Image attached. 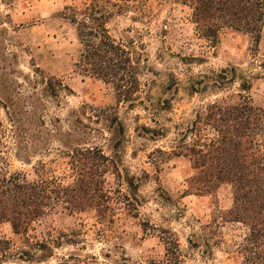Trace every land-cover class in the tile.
<instances>
[{
    "label": "rangeland",
    "instance_id": "1",
    "mask_svg": "<svg viewBox=\"0 0 264 264\" xmlns=\"http://www.w3.org/2000/svg\"><path fill=\"white\" fill-rule=\"evenodd\" d=\"M65 6L84 10L83 0H0V179L20 172L29 183L68 186L76 175L74 148H98L107 159L88 160L101 189L92 206H58L36 224L31 234L63 236L55 257L39 264H152L165 257L161 237L169 229L183 264H243L236 254L242 224H224L218 247L213 231L202 228L222 223L232 187L183 198L193 163L171 152L209 104L239 93L241 79L251 84L243 94L264 109V31L256 47L248 34L228 28L211 44L185 0L110 8L107 28L138 66L140 89L130 105L119 102L113 84L76 66L82 47ZM232 67L241 79L215 88L220 72ZM188 135L187 144L196 138ZM0 238L16 240L9 224L0 225Z\"/></svg>",
    "mask_w": 264,
    "mask_h": 264
},
{
    "label": "trees",
    "instance_id": "2",
    "mask_svg": "<svg viewBox=\"0 0 264 264\" xmlns=\"http://www.w3.org/2000/svg\"><path fill=\"white\" fill-rule=\"evenodd\" d=\"M136 0H83L84 10L65 6L64 19L72 25L82 47L76 66L87 76L113 84L119 102L132 105L140 89L137 62L123 43L114 39L107 24L114 15ZM192 9V21L200 36L211 44L217 43L226 28L248 34L255 47L264 31V0H185ZM83 12V13H82ZM143 54V59L147 60ZM213 86L222 88L234 83L236 68L220 72ZM238 94L209 104L199 114L182 143L171 155L186 157L193 163L192 176L187 181L188 195L211 196L228 184L233 190V206L221 213L222 223L203 225L211 229L214 246L222 244L220 229L227 223H239L245 228V238L237 244L236 254L243 264H264V109L256 108L250 97L247 80L241 79ZM53 96L58 92L53 90ZM188 134L195 139L187 144ZM71 154L75 180L63 185L55 180L27 182L23 173L15 172L0 179V225L9 224L16 240L0 238V264L23 261L32 264L47 262L55 257V247L62 246V237L53 232L39 236L36 224H42L62 206L69 211H82L94 204L100 180L90 175L88 160H107L98 148H74ZM98 172V171H97ZM133 185V182L130 183ZM165 257L152 264H183L176 234L163 230ZM190 243L192 241L190 240ZM202 247V244H194ZM56 246V247H57ZM205 253V252H204Z\"/></svg>",
    "mask_w": 264,
    "mask_h": 264
},
{
    "label": "crops",
    "instance_id": "3",
    "mask_svg": "<svg viewBox=\"0 0 264 264\" xmlns=\"http://www.w3.org/2000/svg\"><path fill=\"white\" fill-rule=\"evenodd\" d=\"M219 189H220V188H219ZM219 189H218V190H219ZM188 196H191V195H188ZM186 197H187V196H186ZM198 197H203V196H198ZM184 198H185V197H184Z\"/></svg>",
    "mask_w": 264,
    "mask_h": 264
}]
</instances>
